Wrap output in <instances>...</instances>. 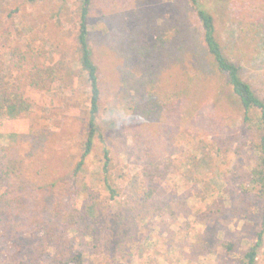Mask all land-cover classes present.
<instances>
[{
    "label": "rangeland",
    "instance_id": "1",
    "mask_svg": "<svg viewBox=\"0 0 264 264\" xmlns=\"http://www.w3.org/2000/svg\"><path fill=\"white\" fill-rule=\"evenodd\" d=\"M202 1L226 55L264 99V0ZM80 3L0 0V75L11 82L21 75L10 63L17 47L39 53L55 76L45 88L25 82L30 109L0 122V145H19L45 208L37 229L4 242L5 258L17 255L7 260L3 252L0 264H60L77 253L83 264H240L261 229L263 201L251 183L259 110L245 120L230 87L219 91L209 79L176 108L148 107L149 91L166 98L174 77L178 89L195 72L174 38L171 48L157 47L158 34L194 27L201 36L202 24L190 0H96L89 29L101 107L93 148L76 172L90 94L77 41ZM94 202L98 222L87 214Z\"/></svg>",
    "mask_w": 264,
    "mask_h": 264
},
{
    "label": "trees",
    "instance_id": "2",
    "mask_svg": "<svg viewBox=\"0 0 264 264\" xmlns=\"http://www.w3.org/2000/svg\"><path fill=\"white\" fill-rule=\"evenodd\" d=\"M80 1L77 41L80 63L87 74L86 78L89 83L90 94L89 133L85 140L84 152L74 168L76 172L83 168L85 158L93 148L95 134L98 131L97 117L100 112L102 94L99 67L92 56L89 29V20L94 12L96 0ZM190 2L202 24L203 34L201 36L198 35V31L194 27L188 28L186 32H168V35L159 33L156 45L158 48L162 46L169 47L170 45L171 48V38H174L175 41L172 46L178 47L182 53L183 60H186V57L188 58L187 61L193 64L195 72L193 75L183 74V81L179 83L178 89L179 77H174L175 81L171 89L163 91L167 95L166 98L162 96L156 97L157 94L155 92L149 91L147 98L148 107H151V103L156 104L161 101L162 104L168 107L170 105V107L176 108L182 101H187L189 96H193L194 91L200 92L201 89L198 88L200 82L204 79H209L217 88L219 86V91L224 83L230 87L231 94L235 96L234 103L243 109L245 120L251 119L250 112L253 109L259 110L262 133L260 135L257 162L251 171V183L256 188L257 196L263 201L261 207V229L257 233L254 243L244 252L240 260V264H257L259 249L262 247L264 240V99L256 94L251 84L243 77L240 65L226 55L223 45L216 35L214 14L206 2L202 0H190ZM138 36L140 37V35ZM135 40L139 43L142 42L140 39ZM155 48L156 46L145 49V52L150 53ZM9 52L10 63L14 67L22 69V71L18 79H15L16 82L14 78L13 82L7 80L6 74L0 75V122L4 119L15 120L20 114L30 109L32 101L25 91L23 85H26L25 82L30 84V88H45L49 80L52 82L55 79L53 69L42 63L39 59L40 54L35 52V50L16 47ZM27 65H29L28 69H26ZM22 80L24 83L20 84ZM10 135L14 138L17 136L16 133H11ZM105 153L108 161L110 159L108 151H105ZM33 154L34 152H31L29 155ZM25 156L20 151L19 145L15 147L5 144L0 145V256L5 251L1 252L4 242L19 241L27 229H37L44 221L45 208L43 201L38 200L37 195H35L36 188L28 176L30 162L27 161ZM104 169L106 172L108 171V163L105 164ZM105 180L108 190L114 196V187L107 178ZM154 191V189L149 191V197L152 196ZM99 211L100 209L95 202L90 204L87 208L89 220L98 222ZM234 246L233 242L227 244L229 249H233ZM16 255V253L12 256L7 255V258ZM3 257L5 258V252ZM60 264H83V255L77 253L63 260Z\"/></svg>",
    "mask_w": 264,
    "mask_h": 264
}]
</instances>
